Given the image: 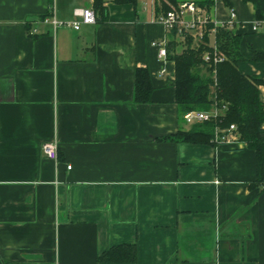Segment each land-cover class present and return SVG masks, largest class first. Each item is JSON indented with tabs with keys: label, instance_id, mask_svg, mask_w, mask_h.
<instances>
[{
	"label": "crops",
	"instance_id": "0c3cea01",
	"mask_svg": "<svg viewBox=\"0 0 264 264\" xmlns=\"http://www.w3.org/2000/svg\"><path fill=\"white\" fill-rule=\"evenodd\" d=\"M103 1L107 19L76 31L43 23L49 0H0V264H264L255 152L168 140L192 128L175 104V64L152 45L170 35L152 0ZM93 4L52 7L71 22ZM231 12L239 70L264 81L252 61L264 55V0H222L211 17ZM137 69L151 78L148 104L134 100ZM53 142L57 161L43 153ZM123 244L135 262L99 263Z\"/></svg>",
	"mask_w": 264,
	"mask_h": 264
},
{
	"label": "trees",
	"instance_id": "16d2710c",
	"mask_svg": "<svg viewBox=\"0 0 264 264\" xmlns=\"http://www.w3.org/2000/svg\"><path fill=\"white\" fill-rule=\"evenodd\" d=\"M117 4L136 5L137 0H114ZM255 2V0H246ZM53 0H49L52 6ZM179 0H164L155 9L157 15L165 14L170 6H177ZM198 4L207 9L214 5L213 0H199ZM97 22L107 19V10L103 0H94L93 8ZM99 15V16H98ZM96 22V23H97ZM214 46L210 45L208 34L194 45L191 38L186 39V47L178 52L179 42L175 33L170 35L166 44L167 59L174 62L175 104L178 115L183 118L192 111L218 114L208 121L192 125L188 132L178 131L168 137L170 141L201 145H214L215 129H224L231 125L237 128L244 145L255 152L256 181L255 186H264V103L260 98L259 87L264 81L258 77L243 75L239 65L245 61L241 53V35L233 29L214 27ZM210 56L209 61L204 55ZM217 54L221 61L214 62ZM254 62H264V55L253 51ZM153 85L146 69L135 72L134 100L138 104L151 102ZM135 245L123 244L102 253L99 263L135 262Z\"/></svg>",
	"mask_w": 264,
	"mask_h": 264
},
{
	"label": "built area",
	"instance_id": "2783aa9c",
	"mask_svg": "<svg viewBox=\"0 0 264 264\" xmlns=\"http://www.w3.org/2000/svg\"><path fill=\"white\" fill-rule=\"evenodd\" d=\"M164 0H152L154 10L161 6ZM222 0H213L214 4ZM74 20L71 22H61L58 21L54 14V9L50 7V16L43 20L44 24H48L54 27H69L74 30H80L82 25H94L97 22V17L92 8H78L73 12ZM156 20L161 22L167 33L171 35L175 33V39L179 42H186L187 38H191L194 45H198L204 38L205 34H208L209 40L215 34V29L209 30V24H213L214 27H225L227 29H234L236 25L235 13L231 12L229 19L224 23L214 22L211 17V9L200 6L197 3H180L177 6H170V10L165 14H159L156 16ZM253 31H257V27H253ZM35 32L33 31V34ZM168 42V40H167ZM161 42H153V46L158 48L159 59L163 64L167 63V50L166 44ZM214 46V43L211 45ZM204 60L209 61L210 56L208 54L204 55ZM222 58L217 54L214 56V62L221 61ZM167 74V69L162 68L160 70V75L165 76ZM218 114L217 110L211 112H199L192 111L184 115L183 119L188 125H194L198 122L208 121L212 117ZM214 142L217 145H223L226 147H239L244 145L240 139V135L237 128L231 125L224 129H215ZM44 155L53 161H57L58 158V145L56 142L46 143L43 145ZM68 170L71 166L67 167Z\"/></svg>",
	"mask_w": 264,
	"mask_h": 264
},
{
	"label": "rangeland",
	"instance_id": "374dc122",
	"mask_svg": "<svg viewBox=\"0 0 264 264\" xmlns=\"http://www.w3.org/2000/svg\"><path fill=\"white\" fill-rule=\"evenodd\" d=\"M199 0H185L183 3H197ZM211 9V8H210ZM213 38V37H212ZM178 41V40H177ZM179 42V41H178ZM186 47V44L183 42H179L178 52L182 51Z\"/></svg>",
	"mask_w": 264,
	"mask_h": 264
}]
</instances>
